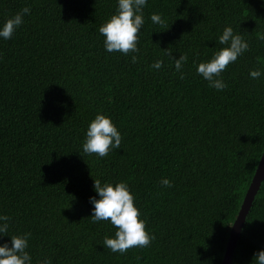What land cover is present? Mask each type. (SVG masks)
I'll return each mask as SVG.
<instances>
[{
    "label": "trees",
    "instance_id": "1",
    "mask_svg": "<svg viewBox=\"0 0 264 264\" xmlns=\"http://www.w3.org/2000/svg\"><path fill=\"white\" fill-rule=\"evenodd\" d=\"M26 6L12 38H0V213L10 217L0 243L30 232L33 264H222L264 149V75H249L264 71V0H148L140 50L127 55L106 52L99 32L117 0H0V24ZM227 25L250 47L217 90L196 68L223 47ZM167 49L187 54L184 78ZM98 112L123 136L105 157L82 150ZM95 179L128 182L150 245L104 247L117 229L90 216ZM261 248L264 178L232 264H251Z\"/></svg>",
    "mask_w": 264,
    "mask_h": 264
},
{
    "label": "clouds",
    "instance_id": "2",
    "mask_svg": "<svg viewBox=\"0 0 264 264\" xmlns=\"http://www.w3.org/2000/svg\"><path fill=\"white\" fill-rule=\"evenodd\" d=\"M148 0H117V8L110 18L101 24L99 32L104 36V48L108 53L139 52V33L145 23L144 8ZM31 13L30 7H23L19 12L8 17L0 24V38L11 39L16 30L24 23L25 15ZM150 19L154 24H163L161 13H152ZM259 39L264 40V34ZM218 43L223 45L215 51L210 59L200 62L196 68L197 73L209 82L210 87L223 90L227 87L222 78V72L230 63H234L239 56L250 47L249 42L242 34L236 33L231 25L224 27L222 34L218 36ZM166 55L175 60V69L181 73L188 61L187 54H181L179 58L172 55V50L167 49ZM136 57L133 56V60ZM164 66L163 59H157L151 65L153 69H161ZM249 75L258 79L264 75V71L253 69ZM123 136L110 115L98 112L87 127L82 150L87 154H97L105 157L111 150L121 146ZM161 184L172 186L171 179L164 177ZM94 189L97 196H91L90 202L94 206L91 218L94 222L109 221L117 230L114 236L106 235L103 240L104 247L114 253L124 254L133 247H147L155 239L146 227V220L136 204L135 194L127 181L94 180ZM10 217L0 213V235L9 234ZM30 232L11 235V243H0V264H33V258L29 248ZM38 264H53L50 257L38 261ZM232 264V262H231ZM251 264H264V248L257 250Z\"/></svg>",
    "mask_w": 264,
    "mask_h": 264
},
{
    "label": "water",
    "instance_id": "3",
    "mask_svg": "<svg viewBox=\"0 0 264 264\" xmlns=\"http://www.w3.org/2000/svg\"><path fill=\"white\" fill-rule=\"evenodd\" d=\"M263 178H264V149L257 164V167L255 169L252 180L244 195L239 212L230 229L227 245L223 255L222 264H231L232 262L233 251L236 247L238 236L241 233V230L244 226L246 215L252 205L256 193L259 190L260 183Z\"/></svg>",
    "mask_w": 264,
    "mask_h": 264
}]
</instances>
